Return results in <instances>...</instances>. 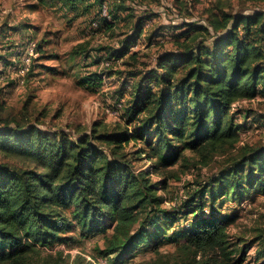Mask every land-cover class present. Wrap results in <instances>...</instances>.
<instances>
[{
    "label": "trees",
    "instance_id": "16d2710c",
    "mask_svg": "<svg viewBox=\"0 0 264 264\" xmlns=\"http://www.w3.org/2000/svg\"><path fill=\"white\" fill-rule=\"evenodd\" d=\"M82 1L62 4L78 14L77 3ZM104 2L91 0L80 11L91 6L102 10ZM225 2L229 0H217L208 26L184 22L185 29L175 36L176 50L163 53L156 68L130 80L133 91L124 127L109 130L95 123L90 132L72 137L62 130H42L25 115L0 118V154L14 161H0V264H30L42 248L75 229L80 237L102 234L97 250L107 258L131 254L152 237L166 235L168 217L175 221V211L161 206L165 198L157 194L159 183H150L149 171L132 168L123 151L131 140L143 145L132 155L151 159L156 172L178 160L185 166H206L215 156L228 155L227 165L204 183L196 182L186 206L196 202L203 209L205 196L211 206L226 195L240 201L264 184V143L243 144L231 153L244 127L235 121L240 111L234 110L235 104L264 95V11L233 14L225 10ZM114 7L127 9L122 2ZM141 24L138 18L132 33L112 50L113 57L129 52ZM127 58L135 59V52ZM139 73L133 72V79ZM102 80L94 73L80 82L90 86ZM165 184L163 179L161 188ZM233 219L212 214L171 232L178 264H233L238 248L226 231ZM261 238L263 243L264 235ZM252 264H264V248L256 250Z\"/></svg>",
    "mask_w": 264,
    "mask_h": 264
},
{
    "label": "rangeland",
    "instance_id": "374dc122",
    "mask_svg": "<svg viewBox=\"0 0 264 264\" xmlns=\"http://www.w3.org/2000/svg\"><path fill=\"white\" fill-rule=\"evenodd\" d=\"M89 1L77 3L76 14L62 0H0V118L11 115L23 119L25 115L26 121L42 130H62L72 137L90 132L95 123L109 130L124 127V110L133 91L130 80L156 68L157 57L163 53L176 50L175 36L185 29L181 27L184 22L208 26L207 18L215 13L217 4V0H105L103 12L97 6L80 11ZM119 1L126 10L114 7ZM224 8L233 14L264 11V2L229 0ZM128 11L132 15L127 16ZM138 18L142 23L139 38L127 54L113 57L112 50L132 33ZM106 50L110 51L108 56ZM131 52H135V59L127 58ZM27 55L30 63L24 68L22 58ZM107 61L111 63L106 66ZM139 71L133 79V72ZM94 73L103 77L97 85L80 82ZM235 109L240 110L235 121L244 123V127L232 154L243 144L264 143V95L238 101ZM128 128L132 125L128 124ZM141 146L131 140L123 151L135 171L148 170L150 183H159L157 194L165 198L161 206L175 211V221L168 217L166 235L152 237L131 254L104 258L97 250L102 245V234L80 237L75 229L52 246L42 248L30 264H178L180 255L169 234L181 232L195 219L212 214L234 217L226 227L230 243L238 248L232 263L255 262L256 250L264 248V184L247 192L240 201L226 195L211 206L205 196L203 209H198L196 202L186 206L184 201L198 187L196 182L204 183L227 165L228 155L215 156L206 166H194L192 162L185 166L184 161L178 160L168 169L156 172L151 159L132 155ZM0 161L14 162L2 154ZM163 179L166 184L161 188ZM186 210L189 213L184 214ZM178 239L184 240L179 236Z\"/></svg>",
    "mask_w": 264,
    "mask_h": 264
},
{
    "label": "built area",
    "instance_id": "2783aa9c",
    "mask_svg": "<svg viewBox=\"0 0 264 264\" xmlns=\"http://www.w3.org/2000/svg\"><path fill=\"white\" fill-rule=\"evenodd\" d=\"M106 8H105V4L103 5V8H102V12L105 11ZM31 55V54H30ZM30 55H27V56H24L22 59H23V67H28L29 63H30ZM27 69V68H26ZM118 107H120V103L117 104ZM106 258V257H104ZM101 257H99L98 260H100Z\"/></svg>",
    "mask_w": 264,
    "mask_h": 264
}]
</instances>
